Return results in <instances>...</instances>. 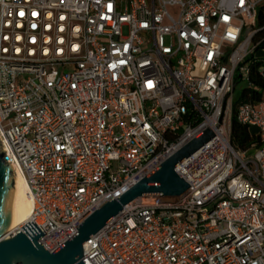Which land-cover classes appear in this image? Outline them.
<instances>
[{
	"label": "built area",
	"instance_id": "built-area-1",
	"mask_svg": "<svg viewBox=\"0 0 264 264\" xmlns=\"http://www.w3.org/2000/svg\"><path fill=\"white\" fill-rule=\"evenodd\" d=\"M262 6L0 0V151L34 199L17 231L57 250L96 210L211 129L176 166L188 190L125 204L84 243L82 260L264 264V100L236 113L258 129L260 145L233 144L234 91L261 43Z\"/></svg>",
	"mask_w": 264,
	"mask_h": 264
},
{
	"label": "water",
	"instance_id": "water-1",
	"mask_svg": "<svg viewBox=\"0 0 264 264\" xmlns=\"http://www.w3.org/2000/svg\"><path fill=\"white\" fill-rule=\"evenodd\" d=\"M213 135V131L207 129L173 153L119 197L91 214L78 231L53 252L39 243L40 235L29 236L25 229L13 232L14 167L6 161V151H0V264H85L82 260L84 243L111 221L125 204L140 197H177L188 190L189 183L179 175L176 166Z\"/></svg>",
	"mask_w": 264,
	"mask_h": 264
},
{
	"label": "trees",
	"instance_id": "trees-1",
	"mask_svg": "<svg viewBox=\"0 0 264 264\" xmlns=\"http://www.w3.org/2000/svg\"><path fill=\"white\" fill-rule=\"evenodd\" d=\"M258 27L262 29L254 36V42L261 41L257 51L264 47V6L258 12ZM247 60L251 61L248 76L250 86L243 90L239 99L234 103L233 116V144L237 149L242 150L258 147L260 145V135L252 126L238 121L236 117L238 106L244 102L255 105L264 100V76L261 74L260 69L264 67V61L255 58L253 54Z\"/></svg>",
	"mask_w": 264,
	"mask_h": 264
},
{
	"label": "bare ground",
	"instance_id": "bare-ground-1",
	"mask_svg": "<svg viewBox=\"0 0 264 264\" xmlns=\"http://www.w3.org/2000/svg\"><path fill=\"white\" fill-rule=\"evenodd\" d=\"M14 179L16 190L12 214V228L17 231L23 228L32 217L34 199L30 194L27 180L20 168L14 167Z\"/></svg>",
	"mask_w": 264,
	"mask_h": 264
},
{
	"label": "rangeland",
	"instance_id": "rangeland-1",
	"mask_svg": "<svg viewBox=\"0 0 264 264\" xmlns=\"http://www.w3.org/2000/svg\"><path fill=\"white\" fill-rule=\"evenodd\" d=\"M250 21H251L250 19L246 18L247 23H249ZM257 26H258V18H257ZM254 57L264 61V47L260 48L254 55ZM249 86H250V81L248 80V78H239V81L237 82L235 91H234V102H236L239 99L243 90ZM13 231H16V230H13Z\"/></svg>",
	"mask_w": 264,
	"mask_h": 264
},
{
	"label": "crops",
	"instance_id": "crops-1",
	"mask_svg": "<svg viewBox=\"0 0 264 264\" xmlns=\"http://www.w3.org/2000/svg\"><path fill=\"white\" fill-rule=\"evenodd\" d=\"M253 128L255 129L256 132H258V129L257 128H255V127H253Z\"/></svg>",
	"mask_w": 264,
	"mask_h": 264
},
{
	"label": "snow or ice",
	"instance_id": "snow-or-ice-1",
	"mask_svg": "<svg viewBox=\"0 0 264 264\" xmlns=\"http://www.w3.org/2000/svg\"><path fill=\"white\" fill-rule=\"evenodd\" d=\"M20 15H23V12H21ZM34 15H35V13H34Z\"/></svg>",
	"mask_w": 264,
	"mask_h": 264
}]
</instances>
